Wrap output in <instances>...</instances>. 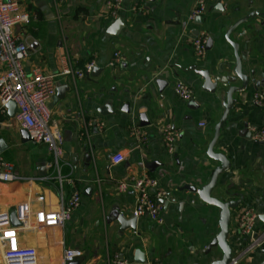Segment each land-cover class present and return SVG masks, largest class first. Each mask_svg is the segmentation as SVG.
Instances as JSON below:
<instances>
[{"label": "crops", "instance_id": "1", "mask_svg": "<svg viewBox=\"0 0 264 264\" xmlns=\"http://www.w3.org/2000/svg\"><path fill=\"white\" fill-rule=\"evenodd\" d=\"M18 1L21 11L30 15L28 23L14 27L29 44L24 63L28 74L36 69L61 72L67 61L79 68L95 60L98 68L95 74L83 78L60 76L57 90L62 86L70 90L63 99H56V90L49 101L52 122L59 126L64 138L61 175L73 178L83 196L80 208L63 228L35 232L27 238L45 259L43 264H61L65 248L83 252L81 258L69 264H110L115 256L128 264H146L153 259L161 264H210L221 258L220 248L208 251L220 230L221 209L181 188H202L220 165L207 152L214 127L223 114L226 90L240 86L241 80L219 82L213 93L205 89L198 71H208L213 80L228 81L235 76V52L225 34L250 12H264V0H205L207 10L200 24L190 19L198 0H123L118 17L125 26L117 36L107 34L118 17L106 14L104 0ZM79 7L87 13L77 12ZM196 30L213 39L203 57L193 49V38L199 34ZM230 37L239 45L250 83L245 92L233 95L234 104L215 145V152L228 158L230 168L221 174L212 195L222 201L241 200L232 209L228 237L233 255L237 256L250 242V237L237 229L242 209L256 210L255 236L264 232V142L248 136L252 127L264 125V113L253 103L255 91L263 89L264 15L242 24ZM117 51L122 52L125 61L111 67L109 62ZM158 80L163 82L161 86ZM177 82L191 87V100H182L175 94ZM108 104L112 112L100 113ZM142 113L149 125L141 126ZM89 120H100L105 126L99 129L92 125L87 137L83 132ZM165 123L180 132L174 154L164 145ZM133 125L145 133L143 139L131 133ZM22 130L10 116L0 118V154L15 165L20 176H48L52 180L31 184L0 181V213L9 216L20 203L35 200L33 197L39 194L45 196V201L38 207L54 209L59 201L58 173L55 167H48L54 162L52 153L45 145L31 139L24 141ZM89 151L93 156L90 164L86 161ZM120 151L125 155L124 162L112 164L111 156ZM144 175L157 181L154 193H165L158 199L163 201L164 223L158 225L140 217L136 231L121 230L116 220L108 224L106 216L113 209L129 216L136 204V192L130 189L121 193L116 182ZM89 187L93 191L84 194ZM64 189H69L66 182ZM139 250L144 263L136 261ZM3 263L0 247V264ZM239 264H264V241L243 255Z\"/></svg>", "mask_w": 264, "mask_h": 264}, {"label": "built area", "instance_id": "2", "mask_svg": "<svg viewBox=\"0 0 264 264\" xmlns=\"http://www.w3.org/2000/svg\"><path fill=\"white\" fill-rule=\"evenodd\" d=\"M122 4L123 0H104L106 14L110 18H117ZM206 10V1L198 0L190 14V19L195 20L198 16L202 17ZM29 20L30 15L21 11L18 0H0V118L9 116L8 103L15 102L17 111L10 118L20 128L28 131L33 143L45 145L52 153L54 162L49 163L48 167H55L58 173L56 179H58L60 192L58 207L54 209L38 207V204L43 205L45 201V196L40 194L33 197L35 200L29 198L20 203L16 210L18 225L11 224L9 213H0V247L4 264H43L45 259L36 246L28 243L27 238L35 232L44 233L52 228H63L71 220L74 212L80 208L83 196V191L73 178H65L61 175L60 159L63 154L64 138L59 126L52 122L49 101L56 93L60 76L71 75L74 79L83 78L93 72L96 61L90 60L79 68L67 61V65L61 72L50 73L36 69L28 74L24 63L29 56V44L14 31V27L17 24L28 23ZM208 39L209 36L204 31L199 32L193 38V49L199 57L205 56ZM123 61H125V56L117 51L109 65L114 67ZM174 92L182 100L189 101L193 98L191 87L183 82L176 83ZM253 103L264 113V88L255 91ZM92 125H96L99 129L105 126L100 120L85 121L83 134L87 137ZM162 132L166 150L174 154L180 138L179 130L172 124L165 123ZM131 133L142 139L145 136L137 125L131 127ZM250 133L253 140L264 142V125L261 128L252 127ZM124 160L125 155L122 151L111 156V163L114 165L121 164ZM36 180L48 182L52 178L48 176L22 177L16 172L15 165L0 154L1 182L31 184ZM65 182L69 185L68 191L64 189ZM116 187L121 193L130 189L136 192L133 214L138 219L146 217L155 224L164 223L163 207L158 203V199L162 198L165 193L153 192L157 187V181L154 178L144 175L121 179L116 182ZM257 220L258 213L252 207L242 209L238 215L237 229L243 236L250 237V242L239 255H233L231 264H239L243 255L253 251L264 241V232L260 236H255ZM82 256L83 252L80 249L65 248L61 264H69ZM110 264H128V262L115 256ZM146 264L161 263L153 259Z\"/></svg>", "mask_w": 264, "mask_h": 264}, {"label": "water", "instance_id": "3", "mask_svg": "<svg viewBox=\"0 0 264 264\" xmlns=\"http://www.w3.org/2000/svg\"><path fill=\"white\" fill-rule=\"evenodd\" d=\"M263 15H264V12L252 11L249 14H247L246 16L237 20L231 26V28H229V30L225 34V40L233 46L234 52H235L236 67H235V76L234 77H231L230 79L228 78L227 79L228 81H226L225 79H223V80H215L214 79L213 80L208 71H198L199 75H201L204 78L205 89H207L208 91L213 92V93L215 92L216 88L218 87L219 82H221L222 84H225L226 82L227 83H230V82L234 83L236 81V78H239L241 80L240 86H229L228 89L226 90V97H225V101L223 103V106H224L223 114H222L220 120L217 122V124L214 127L213 138L209 144V148H208V152H207L208 156L210 158L218 161L220 163V165L218 167H216L215 170L213 171L210 182L207 185L203 186L202 188H197L196 186H191V185H185L181 188L182 190H189L191 192L197 193L199 198L203 202L221 209V215H220V221H219L220 230H219L218 234L214 237L212 242L208 245V251H211V249L213 247H218V248H220V250L222 252V256H221V258L212 261L210 264H231L232 258H233V250H232V248L228 242V237H229L230 225H231V220H232V209L237 208L241 203L240 199L230 200V201H222L216 197H213V195H212V192L217 185L219 177L221 176V174L223 172L229 170V168H230V162H229L228 158L222 153L215 152V145H216V143L220 137L222 126L225 123V121L227 120L228 114H229V112H230V110L234 104L233 95L237 92H239V93L245 92L249 88V83H250L249 74H247L245 72V70L243 69V63H242L241 57L239 55V45L231 39L230 35L236 28H238L242 24L249 22L251 19L255 18L256 16H263ZM195 22L200 24L202 22V17L201 16L196 17ZM124 26H125V24L123 22V19L121 17H118L109 26V28L107 30L108 36H117L121 32V30L124 28ZM195 33L198 34L199 33L198 30H196ZM212 45H213V39L209 38L207 41V44H206V50H209L212 47ZM193 69H196V68H193ZM97 70H98V68L95 67L92 74H95V72H97ZM158 83L160 86H161V84H163V82L161 80H158ZM261 85H262L261 88H264V80H263V83ZM69 90H70L69 86H62L61 88L59 87L57 90L56 99H63L65 97L66 92ZM125 107H126L125 109L127 111H129V106L126 105ZM8 109H9V111H8L9 116L13 117L15 112L17 111L16 103L13 101L9 102L8 103ZM99 112L100 113L105 112L106 114L111 113L112 112V106L110 104H108L104 108L100 109ZM140 119H141V126H146V125L150 124L149 120L147 119V116L145 114H143V113L140 114ZM244 131L247 132V130H244ZM22 135H23L24 141L30 140V136H29V133L27 130L23 129ZM248 136L251 137L250 132H248ZM0 146H2V143L0 144ZM86 161L88 164H90L91 161H93V156H92L90 151L86 156ZM91 191H93V189L91 187H89V188H87V190L85 191L84 194L90 195ZM158 203L162 205L163 201L158 200ZM10 220H11L12 225H18L19 224L16 211L11 213ZM111 220H116L120 225V229L123 231H125L127 229H133L135 231L137 230L138 218L136 216H134L133 213L129 216H126L124 213L120 212V210L118 208H115L110 212L109 215L106 216V222L107 223L108 222L110 223ZM137 254H139L138 256H140V257L137 258L136 261L138 263H144L145 260L143 258V254L140 252V250L137 252Z\"/></svg>", "mask_w": 264, "mask_h": 264}, {"label": "trees", "instance_id": "4", "mask_svg": "<svg viewBox=\"0 0 264 264\" xmlns=\"http://www.w3.org/2000/svg\"><path fill=\"white\" fill-rule=\"evenodd\" d=\"M79 11H82L84 14H86L87 13V11L85 10V9H83V8H78L77 9V12H79ZM36 14V13H35ZM37 15H38V13H37Z\"/></svg>", "mask_w": 264, "mask_h": 264}, {"label": "rangeland", "instance_id": "5", "mask_svg": "<svg viewBox=\"0 0 264 264\" xmlns=\"http://www.w3.org/2000/svg\"><path fill=\"white\" fill-rule=\"evenodd\" d=\"M4 264V263H3Z\"/></svg>", "mask_w": 264, "mask_h": 264}]
</instances>
